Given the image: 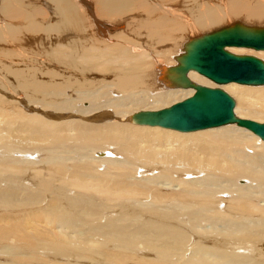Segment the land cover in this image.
Segmentation results:
<instances>
[{"label": "bare ground", "instance_id": "1", "mask_svg": "<svg viewBox=\"0 0 264 264\" xmlns=\"http://www.w3.org/2000/svg\"><path fill=\"white\" fill-rule=\"evenodd\" d=\"M22 1L3 0L0 13V42L15 45L0 51L8 107H0V190L9 189L0 206L21 211L5 217L0 243L20 232L16 242L37 248L49 239L59 256L106 264H264V138L236 122L183 132L139 121L195 94L181 74L192 41L236 24L264 28V0H188L186 9L172 0H53L55 14L41 20L39 5L25 12ZM20 17L42 35L22 34ZM37 40L54 46L42 54ZM226 49L264 60V49ZM23 51L28 67L15 66L11 89L6 59L15 64ZM98 72L108 76L95 80ZM186 76L233 94L239 118L264 122V84H217L194 69ZM75 150L84 153L69 155L70 166L65 153ZM106 185L109 201L97 209L89 193ZM84 209L95 215L88 221L106 220L97 240L86 238L100 244L69 236Z\"/></svg>", "mask_w": 264, "mask_h": 264}, {"label": "water", "instance_id": "2", "mask_svg": "<svg viewBox=\"0 0 264 264\" xmlns=\"http://www.w3.org/2000/svg\"><path fill=\"white\" fill-rule=\"evenodd\" d=\"M189 46L188 54L184 56L186 60L181 65V74L183 84L194 87L195 94L171 107L141 112L139 121L183 132L236 122L264 138V122L239 118L234 113L235 100L228 92L220 87L198 84L186 76V72L194 69L217 84H264L263 59L226 49V46L264 49V28L236 24L192 41Z\"/></svg>", "mask_w": 264, "mask_h": 264}, {"label": "rangeland", "instance_id": "3", "mask_svg": "<svg viewBox=\"0 0 264 264\" xmlns=\"http://www.w3.org/2000/svg\"><path fill=\"white\" fill-rule=\"evenodd\" d=\"M41 1H42V3H41ZM149 1V0H148ZM150 1H153V0H150ZM164 2V1H166L164 4H166V6H167V4L171 1V0H158V2H160V3H162V2ZM173 2H176L177 3V5L178 6H181L182 8H183V4H184V9H186L187 8V6H189V5H191V4H189V3H191L190 1H188V0H184V1H177V0H172ZM22 2H25L24 3V6H23V10L25 11V12H27L26 10H30V8H35L36 7V5H39V11H41V12H43L40 16H39V11L37 12V18H39V20H41V19H43L44 17H47L46 19H49L48 17L49 16H51L52 14L54 15L55 13H53L52 11L54 10V12H55V3H54V5L53 4H51V3H53V0H24V1H22ZM36 2H39V4L38 3H36ZM180 2H182V3H180ZM188 4H187V3ZM45 3V4H44ZM175 3V4H176ZM2 4H4V2H3V0H0V13H1V7H2ZM26 4V5H25ZM33 6H31V5ZM36 4V5H35ZM169 4H171V5H173V3H169ZM168 4V5H169ZM28 5V6H27ZM176 5V6H177ZM30 6V7H29ZM49 6V7H48ZM170 6V5H169ZM169 6H167V7H169ZM186 6V7H185ZM36 8H38V7H36ZM178 8H180V7H178ZM46 9H48L49 10V12H47L46 11ZM53 9V10H52ZM3 15V13L2 14H0V24L2 23V22H4L3 20H5L6 18H5V16H2ZM43 15H46V16H43ZM48 15V16H47ZM2 17V18H1ZM134 17H138L137 15L136 16H134ZM133 17V18H134ZM3 18H5V19H3ZM19 18V17H18ZM12 19V18H11ZM20 19H21V17H20ZM15 19V20H17V21H19V23H21L20 24V26L22 27V30L21 31H23L22 32V34H25V35H28V36H41L42 34L41 33H31V32H29L28 30H26V27H27V22H26V20L25 19ZM14 20V18L12 19V21ZM25 24V25H24ZM23 25V26H22ZM26 26V27H25ZM24 28V29H23ZM22 34H21V32H20V34H19V37L20 36H22ZM32 34V35H31ZM53 36H54V34H53ZM35 39V38H34ZM36 39H39V38H36ZM8 43H4V42H0V51H3L2 49H6L7 51L8 50H11V48H13L14 46H9L8 47V45H7ZM30 44H32V43H30ZM41 45L40 46V51H41V53L43 54V50H45L46 48H44V47H47V50L49 51V47H51V46H54V45H50V43H49V41H41V40H37V41H35V43L34 44H32L33 46H35V47H33V48H35V49H37L36 48V46H38V45ZM263 53V55H264V52H262ZM18 54H22L23 56L21 57V58H17V57H14L16 60H18L17 61V63L19 62V64H17V63H13L14 62V60H10V61H8L9 59L7 58L6 59V68L5 69H7V70H5L4 72H6L7 74H5V73H2V75L4 76H8V77H6L7 78V80L11 83L12 81V88L11 89H13V85H17L18 84V79L17 78H15L12 74H13V72H12V70H14V69H16V67L17 68H19V69H26L28 66H27V63H25V62H23L22 61V58H24V60H26L25 58L27 57V55L25 54V51H23L22 53L20 52V53H18ZM31 57V56H30ZM264 58V57H263ZM0 60H1V57H0ZM13 61V62H12ZM4 63H5V61H4ZM22 63V64H21ZM25 64V65H24ZM9 65H10V68H9ZM29 65V64H28ZM1 67H0V69H3V67H2V65H0ZM16 66V67H15ZM9 69V70H8ZM3 71V70H2ZM100 72H98L96 75H97V77H94V76H96V75H94V74H91V76L96 80H98V77H99V79L101 80V78H103V79H105L108 75L107 74H103V72H102V74H99ZM94 75V76H93ZM202 76V75H201ZM206 78V77H205ZM204 78V79H205ZM45 78H42V80H44ZM208 78H206V81H208L207 80ZM11 80V81H10ZM59 80H62V79H58V80H56V81H59ZM108 80V79H107ZM15 82V83H14ZM236 84H238V83H236ZM19 85V84H18ZM242 86V85H241ZM233 97H234V95L233 94H231ZM24 98V97H23ZM235 99H236V97H234ZM4 99H6L7 100V98H5V96H3V98L1 97L0 98V100H2L3 102H5L6 100H4ZM27 100V99H26ZM237 104V103H236ZM7 104L5 103L4 105H1V103H0V107L2 106L3 108L2 109H4V107H5V109L4 110H7L8 109V107L6 106ZM79 105H81V102H79ZM84 105L85 106H87V105H89L88 104V102L86 101L85 103H84ZM11 106V104H9V107ZM240 111H242V112H244L243 111V109H242V106H241V108H240ZM11 118V117H10ZM13 119V118H12ZM238 128V127H237ZM129 128H126V129H124V130H128ZM73 134H74V132H72ZM75 141H77L76 143H75ZM73 142L75 143V145L76 144H79L80 142L78 141V140H74V141H72V142H68V145L70 146V147H74V144H73ZM85 152H88V153H90V157H91V149H88V150H86ZM79 153V154H78ZM80 153H84V151H74L73 153H70V152H66L65 153V156H66V162H67V164L68 165H72L71 163L75 160V161H79V160H81V155L82 154H80ZM3 154H4V152L3 151H1V148H0V158H2L3 157ZM74 154V155H73ZM5 155V154H4ZM69 155H73L74 157H76V159H69L68 160V156ZM87 156V155H86ZM73 157V158H74ZM90 157H88V158H90ZM52 159V158H51ZM91 159V158H90ZM71 162V163H70ZM105 169V168H104ZM61 178V177H60ZM241 182H244V183H246V182H248V180L247 179H244V180H242ZM178 186L176 185L175 186V188H177ZM5 188L7 189H5V190H0V194H2V193H4L5 191H9V189L7 188V186H6V184H5ZM107 189H109V187H108V185H106V186H102L100 189H93L90 193H89V195H91V196H93L92 197V199H93V203H92V206L93 207H95V208H100V206L103 204H105V203H107L109 200H108V198H109V195L105 192ZM28 193V192H27ZM27 193L25 192V193H23V195H21V196H24L25 195V197H26V195H27ZM68 194H70V195H72V196H78V197H82V194L78 191V192H74L73 193V191L72 190H68ZM168 194V193H167ZM24 197V198H25ZM49 197V196H48ZM22 198V197H21ZM260 198H264V197H262V196H260ZM260 198H259V200H260ZM67 199V198H66ZM147 202L149 201V199L148 198H146L145 199ZM46 202L47 203H50L49 202V200L48 199H46ZM72 202V201H71ZM260 204H264V201H261L260 200ZM125 203H127V202H125ZM8 204V203H7ZM63 204H65V199H64V201H63ZM128 204V203H127ZM138 204V203H137ZM5 206V207H4ZM80 208V207H79ZM10 210V211H9ZM16 210V211H15ZM11 212V213H10ZM19 213V212H21V211H19V209H17L16 207H11V206H9V207H7L6 205H3V206H0V214L2 213L3 215H4V217H3V215L1 214L0 215V227H6V225H4V224H6L7 222H6V216L8 215H11V214H16V213ZM117 217H120L121 215H122V212H118L117 213ZM11 216H13V215H11ZM87 216H95V215H88L87 214V212H86V210L84 209V211H83V217H82V223H81V225L80 224H78L77 226H76V228H73V230H74V232H71V233H69V236H77L76 237V239L77 240H79V242H77V241H75L74 243H76V244H79V243H81L82 245H84V243L85 244H87V245H85V246H88L89 247V244H100L98 241H96V242H89V243H87L86 242V238H94L95 240H97V236H99V234H94V233H96V231L95 230H98L101 226H103V225H105L106 223V220L105 219H103L102 221L101 220H96V219H92V221L90 222V221H88V217ZM3 218V219H2ZM13 221V220H12ZM85 221V225H83V222ZM120 222H122L121 220H119ZM15 222V221H14ZM4 223V224H3ZM124 224H125V226H127V227H131L132 228V222L131 221H126V222H124ZM8 226V225H7ZM35 226V225H34ZM213 226V225H212ZM9 227V226H8ZM36 227V226H35ZM59 228V227H58ZM208 231H211V230H208ZM22 236V233L20 234V232H12V233H9L7 236H6V238L4 237H1L2 238V240H3V242L2 243H0V264H9V263H11V261H14L15 259H16V261H21L22 262V264H53L54 262V264H60V262L61 261H63V262H61V263H63V264H76V262L78 263V264H97V262H98V264H106L105 263V260H104V258L102 259V258H98V257H96V258H93L92 259V261H90V259L89 258H87V259H77V258H73V257H67V256H62V255H60L59 256V254H58V252L54 249V247H52V245H49L50 244V240L49 239H46V240H42V241H40V243H39V245H38V247L37 248H33L35 245L33 244V243H27V242H22V241H17L16 242V238H18V236ZM48 235H54L53 233H50V234H48ZM8 237H10V238H8ZM46 237H48V236H46ZM54 237V236H53ZM59 237V236H58ZM21 239V238H20ZM32 242V241H31ZM36 244H38L37 242H35ZM7 245V246H6ZM7 247V248H6ZM11 248L12 250H11V255H10V253H9V251H8V248ZM9 248V249H10ZM46 252V253H42V252ZM130 252H132V251H130V250H126L125 251V253H130ZM3 254V255H2ZM13 254H15V255H13ZM13 255V256H12ZM18 255V256H17ZM189 255V253L186 255V256H188ZM9 256H11V257H9ZM48 257V258H47ZM152 257H156V256H153L152 255ZM177 256H175L174 258H176ZM13 259V260H12ZM23 259V260H22ZM61 259V260H60ZM67 259V260H66ZM95 259H96V262H94L95 261ZM39 261H40V263H39ZM43 261V262H42ZM74 261V262H73Z\"/></svg>", "mask_w": 264, "mask_h": 264}]
</instances>
